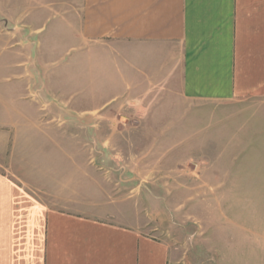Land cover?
<instances>
[{
    "label": "crops",
    "instance_id": "1",
    "mask_svg": "<svg viewBox=\"0 0 264 264\" xmlns=\"http://www.w3.org/2000/svg\"><path fill=\"white\" fill-rule=\"evenodd\" d=\"M0 39V59L11 58L0 75L18 79L35 54L49 69L53 53L75 48L82 76L91 60L92 96L115 92L104 96L147 123L166 117L173 148L202 156L217 264H264V0H0ZM14 83L3 86L4 108L19 104ZM0 119L5 134L35 136L20 128L34 122L21 111ZM2 156L0 264H137L136 248L140 264H163L147 242L52 211L4 173Z\"/></svg>",
    "mask_w": 264,
    "mask_h": 264
},
{
    "label": "rangeland",
    "instance_id": "2",
    "mask_svg": "<svg viewBox=\"0 0 264 264\" xmlns=\"http://www.w3.org/2000/svg\"><path fill=\"white\" fill-rule=\"evenodd\" d=\"M8 43L0 39V47ZM77 55L75 48L53 53L48 69L35 54L18 79L0 75V101L10 92L3 86H19L12 91L19 104L4 108L0 102V118L21 111L34 122L20 128L35 131L34 137L5 134L0 119L4 173L27 194L49 202L52 211L151 244L163 264H217L203 224L202 156L188 158L173 148L177 141L166 117L147 123L140 114L124 116L122 98H108L115 92L101 89L92 96L91 60L82 76ZM9 63L10 56L0 59V68ZM81 77L87 79L85 90ZM204 125L193 124L196 131ZM136 251L133 260L140 264L143 256Z\"/></svg>",
    "mask_w": 264,
    "mask_h": 264
}]
</instances>
